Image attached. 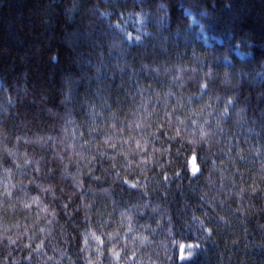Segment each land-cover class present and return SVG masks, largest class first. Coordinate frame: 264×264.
<instances>
[{
	"label": "trees",
	"instance_id": "1",
	"mask_svg": "<svg viewBox=\"0 0 264 264\" xmlns=\"http://www.w3.org/2000/svg\"><path fill=\"white\" fill-rule=\"evenodd\" d=\"M0 264H264V0H0Z\"/></svg>",
	"mask_w": 264,
	"mask_h": 264
},
{
	"label": "rangeland",
	"instance_id": "2",
	"mask_svg": "<svg viewBox=\"0 0 264 264\" xmlns=\"http://www.w3.org/2000/svg\"><path fill=\"white\" fill-rule=\"evenodd\" d=\"M190 16L192 24H197L198 21L195 16L191 12H187ZM144 20L141 16L138 15H126L121 18V20L116 23L121 31L125 34L126 39L129 40L131 43L138 41L141 39V36L138 35L136 32L139 31L140 27L143 24ZM203 39L207 44H211L209 37L203 32ZM239 55L244 56V53L236 51Z\"/></svg>",
	"mask_w": 264,
	"mask_h": 264
}]
</instances>
